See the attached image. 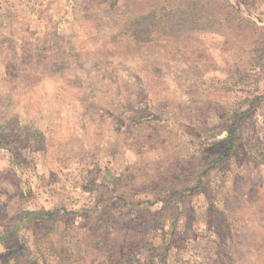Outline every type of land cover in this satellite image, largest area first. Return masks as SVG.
<instances>
[{"label": "rangeland", "instance_id": "374dc122", "mask_svg": "<svg viewBox=\"0 0 264 264\" xmlns=\"http://www.w3.org/2000/svg\"><path fill=\"white\" fill-rule=\"evenodd\" d=\"M159 1L0 0V264H264V0Z\"/></svg>", "mask_w": 264, "mask_h": 264}, {"label": "trees", "instance_id": "16d2710c", "mask_svg": "<svg viewBox=\"0 0 264 264\" xmlns=\"http://www.w3.org/2000/svg\"><path fill=\"white\" fill-rule=\"evenodd\" d=\"M161 1V0H160ZM159 1V2H160ZM170 2L171 0H167ZM163 2V1H162ZM226 6V14L221 13L218 15L222 19V23H224L226 26H231L229 23V19L234 16L233 12L231 11V6L226 3V1H222ZM182 4H185L186 6H183ZM174 10L169 9L168 12L165 8V6H157V8L154 10L153 8L150 9L148 14H142L139 18L132 19L130 18V23L128 24V27H132L133 30L136 31L137 27L144 28L146 23H152L154 26L155 23H161L163 20H171L170 23L166 24L163 23L164 26H162L163 29H165L170 34H182L184 30L192 31L193 28L196 27V29H200L204 26L200 23V18L203 14L208 13L209 9L205 4L201 3L199 0H183L180 4H176ZM205 10H204V8ZM224 7V6H222ZM167 11V12H166ZM209 17L212 19L216 18V14H211ZM211 23L206 24V27H210ZM187 34V32H185ZM234 123V122H233ZM237 138L236 128L234 124H231L229 127V134L227 136L226 142H227V151L226 154L234 147V141ZM124 205H132L131 202H125L123 201ZM54 214V212H53ZM52 213L45 212L44 210L38 211V212H28L25 213L21 221H24V224H29L34 221H41L45 218H48L53 215ZM20 221V222H21ZM16 227L12 226L11 230H15ZM7 235V232L5 233Z\"/></svg>", "mask_w": 264, "mask_h": 264}]
</instances>
